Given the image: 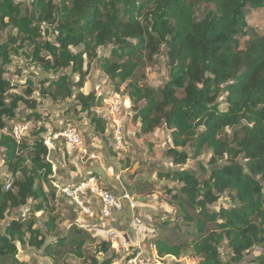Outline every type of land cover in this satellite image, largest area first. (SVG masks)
Returning <instances> with one entry per match:
<instances>
[{"label":"trees","instance_id":"trees-1","mask_svg":"<svg viewBox=\"0 0 264 264\" xmlns=\"http://www.w3.org/2000/svg\"><path fill=\"white\" fill-rule=\"evenodd\" d=\"M202 4L205 14L198 20L196 7ZM247 8L264 9V0H30L28 5L0 0V31L9 30L7 41L0 42V148L11 176L9 190L0 183V221L30 206L32 215L50 214L46 227L55 233L59 196L43 137L48 129L42 125L18 139L11 125L41 120L43 101L73 100L76 114H87L94 131L106 134V119L92 111L109 96L82 92L96 65L117 84L115 92L125 86L141 134L161 127L170 131L166 157L175 169L159 172L158 179L176 184L167 189L170 202L177 203L181 223L193 226L199 236L190 243L162 238L146 243H154L161 257L175 259L186 257L189 247L187 257L199 264H224L219 250L224 242L233 264L264 246V34L249 30ZM240 37H248L244 49ZM143 54L165 55L170 76L164 86L132 80ZM17 57L45 77L24 74L21 67L10 71ZM9 75L23 76L24 82ZM79 122L71 117L53 133L79 129ZM56 141L66 149L65 138ZM205 150L213 156L203 180L193 170L178 169ZM222 198L229 206L216 210ZM37 224L34 217L14 218L0 232V260L21 264L17 244L44 248L50 257L69 245V253L85 264H114L123 258L111 242L92 239L83 229L46 244ZM87 239L94 244L92 256L85 252ZM249 263L264 264V255Z\"/></svg>","mask_w":264,"mask_h":264},{"label":"rangeland","instance_id":"rangeland-1","mask_svg":"<svg viewBox=\"0 0 264 264\" xmlns=\"http://www.w3.org/2000/svg\"><path fill=\"white\" fill-rule=\"evenodd\" d=\"M18 1L24 2L26 5L30 4V0ZM196 9L197 19L200 20L205 14V5H198ZM246 16L249 30H255L260 34H264V9L255 10L247 8ZM8 32L9 30L5 32L0 31V42L7 41ZM247 41L248 37H240L241 49L245 48ZM162 52H165V48ZM138 59L139 68L132 79L133 81L151 88L162 87L168 82L170 67L164 54L156 55L153 58H149L147 54H143ZM18 67H21L24 74L35 72L36 75L45 77L40 74L39 70L29 67L23 57L14 58L13 66L9 70L14 71ZM66 72L71 74L70 70ZM9 78L23 83L25 77L9 75ZM74 79L77 80L78 76H74ZM116 87V83L111 82L96 65H93L82 92L86 95L96 92L105 97L112 94L120 95L123 110L119 116H115L122 126V140L120 144L115 142L112 135L96 133L87 114L79 116L76 114L73 100H65L58 104H54L49 100L43 101L38 108L42 112V119L34 123L21 124L26 126L27 130L16 137L22 139L30 136L38 127L46 125L48 130L43 137L45 138V142H48L51 138L53 127H60L71 117L75 119L79 118V131L82 134L83 148L87 154H80L75 149L72 155H68L61 141H56L55 143L53 141L54 148L51 150L50 159L58 167L56 170L57 176L55 178L52 177L53 181L62 185L63 181H69V179L95 177L105 189H117L122 194L131 193L135 195L139 202V212L143 218L142 225L137 228L142 227L141 230L143 231L146 227L153 231L146 234L148 235L147 239L151 242L157 238H162L173 243L180 241L190 243L193 239L199 238L196 234V229L193 226L187 227L181 223L182 215L180 209L177 203L170 202V195L167 194V189H173L177 186L171 181L158 179L159 172L164 173L175 169L172 162L166 157V152L171 146L170 131L166 127H161L154 133L148 135L141 134L140 124L133 119L134 112L131 109L132 105L124 95L125 86L120 87L119 93L115 92ZM16 92L20 93L21 90ZM34 97L40 100L38 94H35ZM220 101L224 104L223 99ZM222 107L224 108L225 105H222ZM92 114L106 119L107 130L113 127V124L110 122L113 116L104 101L102 107L93 109ZM23 115L26 116L24 111ZM227 132L232 136L233 130L229 129ZM28 138L31 139V137ZM92 154L96 155V159H90V155ZM212 156L213 153L211 151L205 150L198 160L191 159L186 165L180 166L178 169L193 170L197 173L199 179L203 180L206 177L205 170H209L210 168L208 164ZM4 157L5 150L0 148V183L6 184L7 182L11 183V176L4 166ZM221 206H229V200L222 198L215 205L216 210ZM30 209V206L24 207L13 212L6 221H0V232L4 234L7 225L14 218L27 217V219H31V217H34L38 221L35 227L40 228L47 237L46 244L54 243L60 237H69L76 229H83L92 239L98 241L105 239L104 234L87 231L85 224L82 222V219L88 220L87 217L78 213L76 207L61 195L57 197L55 203L56 211L54 215L57 222L55 233H48V228L46 227L50 214L37 213L32 215L29 212ZM210 229H213V227L209 226ZM124 232H121L122 236ZM190 232H193V234H190ZM86 242L85 252L92 256L94 254V244L91 242V239H87ZM17 245L19 248L17 258L21 261V264H85L83 260L69 253L73 250V247L69 245L58 253L54 252L51 254L52 257H55V261L51 260L52 257L47 256L44 248L36 250L28 246ZM121 250L119 256L123 257L124 252ZM219 250L223 263L233 264L231 261L232 253L228 248V243L224 242ZM191 251V248L187 247L186 257H181L180 259L164 257L162 264H186L190 260L187 256L191 254ZM262 255H264V246H257L246 253L245 260L241 264H251L249 262ZM100 259H102V256H100ZM0 264H10V260H0ZM114 264H120V261Z\"/></svg>","mask_w":264,"mask_h":264},{"label":"built area","instance_id":"built-area-1","mask_svg":"<svg viewBox=\"0 0 264 264\" xmlns=\"http://www.w3.org/2000/svg\"><path fill=\"white\" fill-rule=\"evenodd\" d=\"M105 105L111 112L113 118L110 122L113 127L106 131L107 135H112L115 142L121 143L122 126L115 116H119L123 110V103L119 94L109 96L105 101ZM27 130L24 125L12 126V131L16 137L23 131ZM7 132V130H5ZM50 140L45 142L49 150L53 148V141L59 140L60 137L66 139V151L68 155H72L75 149L80 154H87L83 148V138L77 127L68 128L63 133H51ZM90 159H96V155H90ZM11 183H6V189L9 190ZM58 195L63 196L72 203L78 213L90 220H110L115 216L121 215L127 211L131 213L130 224L137 228L142 225L143 218L138 213L139 202L135 195L131 193L118 194L112 190L105 189L101 186L95 177H89L78 182L59 185L54 184ZM121 236L116 230L106 232V241L111 242L112 249L120 252L126 249L124 257L120 264H162L164 257L158 254L157 247L154 243L141 242L137 247L130 246L125 240H121ZM121 240V241H120ZM186 264H199L198 259H191Z\"/></svg>","mask_w":264,"mask_h":264},{"label":"crops","instance_id":"crops-1","mask_svg":"<svg viewBox=\"0 0 264 264\" xmlns=\"http://www.w3.org/2000/svg\"><path fill=\"white\" fill-rule=\"evenodd\" d=\"M53 169L55 170L54 171L55 172L54 178H55L57 176L56 170L58 169V167L54 163H53ZM83 178L84 177L77 178V179L75 178L73 180L69 179V181H63V182L61 181V182H62V185H64L67 183L78 182ZM110 190H112L115 193L122 194V192L117 191V189H110ZM57 195H58V193H57ZM139 211H138V213L140 214ZM140 216H141V214H140ZM130 218H131V213L129 211H127L121 215L115 216L113 219H110V220H107L104 222H100V220H98V219L92 221L88 218H87L88 220L82 219V222L85 224V228L87 231H89L91 233L96 232V234H104L105 235L104 240H106V232L108 230L109 231L116 230L118 232V234L122 237L121 240L127 241L130 246L137 247V245H139L141 242H144L147 240L148 235H146V234H149L150 232H153V231L150 230L149 228H146V227H145V230H143V231L141 230L142 227H140V228L132 227L130 224ZM95 227H96V229H95ZM123 231H125V232L122 233L123 234V236H122L121 232H123ZM121 251L124 252V255L127 252L126 249H122ZM124 255H123V257H124ZM120 263H121V261H120Z\"/></svg>","mask_w":264,"mask_h":264}]
</instances>
